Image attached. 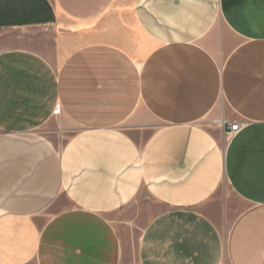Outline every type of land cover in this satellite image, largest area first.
<instances>
[{"label": "crops", "instance_id": "crops-1", "mask_svg": "<svg viewBox=\"0 0 264 264\" xmlns=\"http://www.w3.org/2000/svg\"><path fill=\"white\" fill-rule=\"evenodd\" d=\"M4 31L0 264H124L136 224L137 264H264V0H0Z\"/></svg>", "mask_w": 264, "mask_h": 264}, {"label": "rangeland", "instance_id": "rangeland-1", "mask_svg": "<svg viewBox=\"0 0 264 264\" xmlns=\"http://www.w3.org/2000/svg\"><path fill=\"white\" fill-rule=\"evenodd\" d=\"M21 40L16 36V31H4L0 32V50L6 48L17 47L21 43ZM233 203L236 204V200L232 197ZM238 204V203H237ZM140 224H136L135 227L130 231L128 252L124 259V264H137L135 257V244L140 234Z\"/></svg>", "mask_w": 264, "mask_h": 264}, {"label": "built area", "instance_id": "built-area-1", "mask_svg": "<svg viewBox=\"0 0 264 264\" xmlns=\"http://www.w3.org/2000/svg\"><path fill=\"white\" fill-rule=\"evenodd\" d=\"M239 128V123L237 122H232V123H229V129L227 131V136H230L232 135L235 131H237Z\"/></svg>", "mask_w": 264, "mask_h": 264}]
</instances>
